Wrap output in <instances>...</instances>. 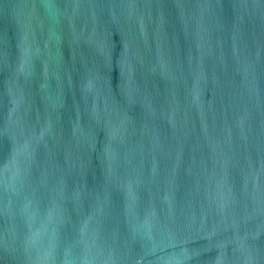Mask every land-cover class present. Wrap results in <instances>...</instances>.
Segmentation results:
<instances>
[{
  "label": "water",
  "instance_id": "obj_1",
  "mask_svg": "<svg viewBox=\"0 0 264 264\" xmlns=\"http://www.w3.org/2000/svg\"><path fill=\"white\" fill-rule=\"evenodd\" d=\"M0 264H264V0H0Z\"/></svg>",
  "mask_w": 264,
  "mask_h": 264
}]
</instances>
